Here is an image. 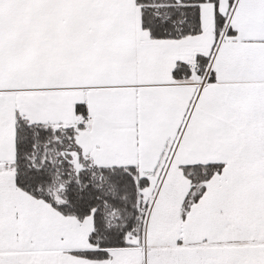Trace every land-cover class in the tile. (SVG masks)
<instances>
[{"label":"snow or ice","instance_id":"obj_1","mask_svg":"<svg viewBox=\"0 0 264 264\" xmlns=\"http://www.w3.org/2000/svg\"><path fill=\"white\" fill-rule=\"evenodd\" d=\"M0 264H264V0H0Z\"/></svg>","mask_w":264,"mask_h":264}]
</instances>
